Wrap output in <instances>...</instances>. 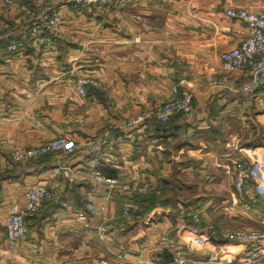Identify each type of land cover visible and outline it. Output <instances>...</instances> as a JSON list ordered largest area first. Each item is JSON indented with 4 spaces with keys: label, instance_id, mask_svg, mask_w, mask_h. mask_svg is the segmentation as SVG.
I'll use <instances>...</instances> for the list:
<instances>
[{
    "label": "crops",
    "instance_id": "0c3cea01",
    "mask_svg": "<svg viewBox=\"0 0 264 264\" xmlns=\"http://www.w3.org/2000/svg\"><path fill=\"white\" fill-rule=\"evenodd\" d=\"M14 1L0 0V175L12 174L0 176V264H166L178 249L184 264H210L221 251L236 261L242 244L225 231L264 228V176L237 193L231 175L235 158L264 152V88L215 67L246 32L226 9L257 11L264 0H122L112 10L95 0ZM43 9L62 19L57 51L22 40L28 11ZM78 78L88 80L85 95ZM175 84L192 103L170 118L171 129L158 133L153 118L124 123ZM58 134L83 144L31 162L10 155ZM36 182L53 196L27 216L28 232L12 246L4 219ZM145 182L154 203L135 198ZM205 237L214 251L189 250Z\"/></svg>",
    "mask_w": 264,
    "mask_h": 264
},
{
    "label": "built area",
    "instance_id": "2783aa9c",
    "mask_svg": "<svg viewBox=\"0 0 264 264\" xmlns=\"http://www.w3.org/2000/svg\"><path fill=\"white\" fill-rule=\"evenodd\" d=\"M6 3L16 4L14 0H4ZM91 0H78L85 4ZM97 5L106 10H112L122 0H95ZM29 12V11H28ZM229 17L240 20L246 29L245 35L236 45L229 47L219 53V62L215 67L216 72L235 71L239 74L250 77V89L264 88V9L251 11L244 8L229 7L226 9ZM30 23L28 28L29 43L38 49L50 51L58 50L57 32L62 27V19L56 9H43L38 14L30 13ZM19 46L17 40L7 45L14 49ZM86 78H78L75 82L77 91L85 95ZM192 93L182 91L178 85H172L168 97L153 109H145L129 116L124 123L134 125L153 118L156 121L164 122L175 113L187 112L191 109ZM109 131L107 130L106 133ZM4 139L0 138V147ZM78 138L67 134H58L48 138L42 143L14 147L10 150V155L14 160L22 161L29 158H37L42 154L50 152L72 153L82 145ZM233 186L237 193H243L251 181L264 176V152L260 156L252 159L243 157L235 158L231 169ZM109 185L116 184L115 179H108ZM121 188L127 190L131 188L130 183H121ZM154 186L150 182H145L136 186L138 191H149ZM53 196L52 190L44 182H36L30 185L24 192L23 205H11L4 219V227L7 238L12 246L17 241L25 237L28 232L27 216L36 211L44 200ZM124 214L128 215V207H124ZM198 220V217H195ZM225 237L236 240L242 244L238 252L236 261L233 254L228 251L209 254L206 262L210 264H264V228H236L226 230ZM189 250L199 249L214 251L215 245L209 241L208 237L199 239L197 243L189 244ZM189 258L181 250H177L171 261L166 264H184Z\"/></svg>",
    "mask_w": 264,
    "mask_h": 264
},
{
    "label": "trees",
    "instance_id": "16d2710c",
    "mask_svg": "<svg viewBox=\"0 0 264 264\" xmlns=\"http://www.w3.org/2000/svg\"><path fill=\"white\" fill-rule=\"evenodd\" d=\"M27 26H29V25H27ZM26 26V35L24 36V38H22V40L23 41H26V39H27V28H29V27H27ZM24 43V42H23ZM172 117V116H171ZM170 117V118H171ZM168 119V120H166V121H164V122H159V121H156V124H155V126H154V128L156 129V131L158 132V133H165L166 132V130H168V128H169V125H170V121H171V119ZM169 129H171V128H169ZM179 136H181V133H179ZM42 155H44V154H42ZM40 157V156H39ZM38 158V157H37ZM33 158H29L28 159V161L29 162H31V160H32ZM18 172H20L19 170L18 171H16L15 173H18ZM10 175H12V174H10L9 172H7V173H2L0 176L1 177H4V176H10ZM156 190V189H155ZM155 190H154V188L152 189V190H149V191H146V193H144V194H142V193H140V194H135V198L137 199V200H139V197L141 198V199H146L145 197H147V198H149V201H150V203H154V201H155V197L153 196L154 195V192H155ZM162 190V193L164 192V187H163V189H161ZM158 199V198H157Z\"/></svg>",
    "mask_w": 264,
    "mask_h": 264
},
{
    "label": "rangeland",
    "instance_id": "374dc122",
    "mask_svg": "<svg viewBox=\"0 0 264 264\" xmlns=\"http://www.w3.org/2000/svg\"><path fill=\"white\" fill-rule=\"evenodd\" d=\"M30 13H33L34 15H36V12H34V11H29V14H30ZM125 119H126V118H125Z\"/></svg>",
    "mask_w": 264,
    "mask_h": 264
}]
</instances>
